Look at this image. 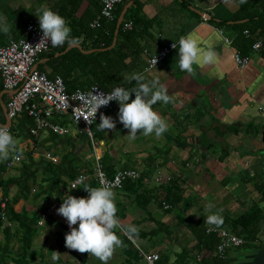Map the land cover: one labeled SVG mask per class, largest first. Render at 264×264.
Returning a JSON list of instances; mask_svg holds the SVG:
<instances>
[{"label": "crops", "instance_id": "1", "mask_svg": "<svg viewBox=\"0 0 264 264\" xmlns=\"http://www.w3.org/2000/svg\"><path fill=\"white\" fill-rule=\"evenodd\" d=\"M73 5H75L73 0H0V17L10 25L8 33L0 32L1 46L14 38L17 39L28 21L39 22L36 14L41 6L59 12L69 25L74 22L84 23L85 26L89 24V30L93 32L94 29L90 28V24L100 17L99 1L82 0L77 7ZM124 9L126 12L121 27L127 36L118 38L120 27L116 41L113 39L110 47L99 49V51H111L119 46L118 52L107 56V62L111 65L108 73L115 80L113 86L131 87L135 84V80L129 83L127 77L133 72H146L149 77H160L172 100L167 104L158 101L153 105L154 110L169 124V129L161 137H156L154 134L144 136L139 133L141 130H138L135 140L128 139L129 129L124 128L122 122L118 120L119 104L104 113L117 121L114 129L100 130L96 126L100 122V116L93 127L97 144L96 152L101 156V160L108 155L116 171L121 170L119 166L141 168V170L135 169L141 173V182L136 194L123 189L115 191L117 215L121 223L137 225L138 235L132 237L133 243L124 233L119 230L117 232L120 237L126 236L135 248L138 246L145 252L159 253L161 260H166V264H176L182 251L188 253L189 259L191 258L190 264H196L194 256L199 259L195 250L197 241L187 226L180 222L205 219L204 208L209 203L214 205L211 211H219L224 222L239 218L253 206L264 209L262 193V189L264 190V48L262 41L259 40L256 41L262 43L259 51L253 50L252 47L248 51H243L235 41L238 30L234 27L236 24L249 23L252 26L260 24V19L248 16L255 13L264 14V0H125L120 14ZM230 16H241V18L239 21L228 20L226 25H216ZM129 21L132 23V29L124 30V23ZM261 24L264 27V21H261ZM76 27V32L81 31L77 43L81 46V50L84 53L96 52L95 49H91L96 44V37L90 36L91 32L86 34L82 26ZM247 32L245 30L243 34L246 36ZM187 34L196 37L202 47H211L215 50L214 64H196L192 73L181 71L177 63L178 49L175 48L155 68L147 69L148 60L152 55L169 42H178L182 35ZM82 43L89 50H84ZM71 46L62 53H56L55 56L66 53ZM52 51L40 55L34 65L36 70L42 68L47 76L53 72L49 58ZM235 53L249 57L246 67L239 68L235 63ZM10 95L11 92L4 89L0 92V124L12 127L16 132L14 136L16 145L10 149L9 155L14 151L23 154L24 151H28L31 156H36L41 149L48 152L59 150L58 146L88 143L89 139L83 132L68 138L72 140V145L61 143V139L70 137V134L54 138L52 133L43 132L37 140L26 137L21 131L19 122L21 114L11 122L7 120L6 104ZM134 98L133 93L131 99ZM52 121L60 123L62 120L53 117ZM98 134H101L100 139L96 137ZM90 147L87 159L85 156L75 155V165L80 167L86 163L90 165L87 170L92 172L95 150L91 142ZM49 155L57 159L56 163L60 162L59 155ZM154 157L155 161L150 163L149 160ZM22 163L6 168L2 177L4 179L17 177ZM149 164H152L151 171L143 175ZM157 171L170 176L171 181L156 185L152 178ZM42 178L40 171L37 176L38 182ZM68 184L69 182L61 198L55 200L50 198L48 202L46 200L43 202V195H34V202H31L32 192L36 193L33 187L37 184H30L29 194L21 198L18 196L16 186L10 187L8 197L5 199L0 190V209L3 202L11 204L18 198L16 203L12 202L16 213L27 212L30 216L37 213L40 217V213L33 210V207L37 206L49 218L47 226V218L43 226L38 227L37 223L34 226L36 231L31 252L22 259L19 223L7 221L6 216L0 217L2 222L0 264H30L37 256L41 261L43 250L48 249L51 254L56 251L65 255L62 258L59 254L60 258L54 261V264H68V261L73 263L79 259L83 264H103L89 252L84 258L83 252L66 246L65 234L70 228L66 218L57 213L55 203L66 196L69 190ZM171 187L180 193L182 201L169 212V209L162 210L154 198L160 195L163 189ZM81 189L82 187H79L72 192L80 197L84 193ZM87 195L86 191L83 196ZM138 195L146 196L147 201L149 200L145 206L137 204L139 199L142 203L145 200L142 199L143 197L137 199ZM52 202H55L54 205ZM45 203H48L46 210H44ZM175 209L179 214L174 215ZM173 221L175 227L170 226V222ZM162 224L165 230L153 234V231ZM208 226L206 222V229ZM223 227L230 231L226 225ZM169 236H171L170 241L167 239ZM217 238L219 239L218 236ZM162 239L167 245L161 244ZM44 243L47 246L43 248ZM246 247L250 248L249 252H240L241 248ZM241 248L228 251L226 258L223 259L225 264H264V220L260 224L257 239ZM128 260L120 246L114 251L108 264H143L140 257L137 262L130 263Z\"/></svg>", "mask_w": 264, "mask_h": 264}, {"label": "trees", "instance_id": "2", "mask_svg": "<svg viewBox=\"0 0 264 264\" xmlns=\"http://www.w3.org/2000/svg\"><path fill=\"white\" fill-rule=\"evenodd\" d=\"M80 1L82 0H73V2L75 3V5L73 6L77 7ZM124 2L116 7L114 12L115 18L113 22L108 24L103 23V26L100 29H94L93 32L89 30V24L87 26H85L84 23L80 22H74L70 24V27L72 29L71 35L73 37L79 38V35H81V31H75L77 28L76 26H78L79 28H81L82 26V30L86 31V34L88 32H91L90 36L96 37V44L91 48L95 49L96 52L84 53L77 48H72L66 53L56 57V53L64 52L70 45L65 43L59 48L54 49L49 56L51 61L50 63L53 65V72L48 76L50 79H54L57 76L62 78L69 93H72L79 89H87L93 85H98L100 88L106 91L114 87L113 85H115V80L112 76H109L108 73V68L111 65L107 62V56L110 54H114V52H118L119 46L117 45V47L111 51H99V49H106L113 43L117 19L119 17L120 11L124 6ZM248 17H257L258 19H260V24H257L255 26H252L249 23L234 25L236 30H238L235 39L237 45L243 51H248L256 41L260 40L262 41L264 48V27L261 24V21H264V14L255 13L252 16ZM240 18L241 16H230V18L223 19L219 23H216V25H226L228 24V20L239 21ZM245 30L248 31V35L246 36L243 34ZM126 36L127 35L122 31L121 27L118 38ZM82 47L84 50H89L88 48L84 47V43H82ZM38 71L44 73L42 68ZM2 90V87H0V92ZM19 122L21 131L24 133V135L26 137H32L29 130L33 126V119L29 117L27 113H23L21 114V116H19ZM60 123L62 125H68L69 122L62 120L60 121ZM9 130L11 131L12 135L15 136V129L10 127ZM100 135L101 134H98L96 137L100 139ZM52 136L54 138L58 137L54 134H52ZM78 138L82 139L80 136H78ZM86 138L88 139V137ZM61 143H69V145L73 144L72 140L70 139H61ZM88 146L90 147L89 140ZM10 159L11 155H9V157L5 160H0V190L2 191V196L4 199L8 197L9 189L12 186L17 187L18 196L21 198L29 194L30 184H37L39 185L40 189L38 195L46 196V201L48 202L50 198H61L64 195V190L67 187V183L74 180L80 173H91V171L87 170L90 165L84 163L83 166H76L75 154L72 152H68L67 154L63 155L60 162L56 164L45 159H41L38 162H35L31 157L28 163L22 164L20 168V174L17 177H9L4 179L2 177V174L6 170L7 162L5 163V161ZM155 159V157L150 159V163H153ZM101 162L104 170L109 176H112L116 172L115 167L111 165L108 155L102 158ZM151 165L152 164H149L147 166V169L143 172V175H146L151 171ZM124 169L136 168L126 167ZM40 171L43 175V178L40 182H38L37 176ZM140 182L141 179L137 180L136 182L129 181L125 184L123 190L136 194ZM85 185L97 187L96 183L92 179ZM85 185L81 189L82 191H84V193H86L87 191L86 189H84ZM173 188L174 187L163 189V192L158 196L156 195L154 198L159 207H162L163 203L169 205V212L176 208L182 201V196L180 195V193ZM262 193L264 197L263 189ZM142 197V195H138L137 199ZM145 197L142 198L145 199L143 203L140 201V199L138 200L137 204L139 206H145L146 203H148L149 200L147 201V197ZM17 199H14L12 201L13 204L17 202ZM12 202L11 204L8 202L6 203L5 216L6 220L9 222L19 223V227L21 230V252L23 253L21 255V258L24 259L31 252L34 234L36 231L34 226L36 225L40 217L37 213H34L31 216L27 212L16 213L12 207ZM47 207L48 203H45L44 210H46ZM263 220L264 209L260 208L259 206H253L239 218L223 222L222 225H226L232 233L244 238L246 243H250L254 242L257 239V236L260 232V224ZM180 223L187 226V228L197 241L195 250L198 253L197 256H199V259L194 256L196 264H225V261L223 259H220L215 254V248L218 244L219 239L214 234H206V220L204 218H199L198 220L189 219ZM1 224L2 222L0 221V226ZM162 227H164L163 224L157 230L153 231V234L163 231L164 228ZM167 233L171 234L170 232ZM121 239L123 240V245L121 246L122 252L129 258L128 262H137L139 260V253L135 246L126 236L122 235ZM86 253L87 251L83 252L84 258ZM207 254H209V256H207ZM190 262L191 258L189 259L188 253L186 251H182L175 263L190 264ZM161 264H166V260H161Z\"/></svg>", "mask_w": 264, "mask_h": 264}, {"label": "clouds", "instance_id": "3", "mask_svg": "<svg viewBox=\"0 0 264 264\" xmlns=\"http://www.w3.org/2000/svg\"><path fill=\"white\" fill-rule=\"evenodd\" d=\"M36 15L42 30L36 47L49 45V42L52 46H61L65 43L71 46L79 42V38L71 35L70 25L59 12L50 7L41 6L37 9ZM9 31L10 25L3 17H0V32L8 33ZM172 46L178 49L177 63L181 71L192 73L194 65L214 64L216 61L215 50L211 47H202L199 40L191 34L182 35ZM156 60L157 57H154L153 63L156 64ZM127 80L129 83L135 80V84L131 87L115 86L106 94L103 91L94 92L97 86H93L92 90L86 94L88 105L86 120L90 124L94 123L98 109L115 100L119 104L118 120L122 122L124 128L129 129L128 139L135 140L138 130H141L139 133L144 136L154 134L156 137H161L169 129V124L154 110L153 105L158 101L167 104L172 100L166 85L161 82L159 76L149 77L146 72H133ZM133 93L135 98L131 99ZM81 115L83 116L78 114V118ZM116 123L112 116L101 113L100 122L96 126L100 130H108L114 129ZM15 145L16 141L9 127L0 124V160L7 159L10 149ZM84 180L85 177L81 175L75 184ZM84 189L88 192L87 196L77 197L67 192L56 209L58 214L66 218L70 228V231L65 234V243L68 248L80 252L87 251L103 264H108L114 251L123 245L117 230L132 238L138 235L139 228L135 224L121 223L117 215L116 194L112 184L102 182L99 187L85 185ZM213 207L211 203L205 206V220L209 225L219 227L223 224L224 218L219 211H211ZM59 258L58 252L54 251L51 259L57 261Z\"/></svg>", "mask_w": 264, "mask_h": 264}, {"label": "built area", "instance_id": "4", "mask_svg": "<svg viewBox=\"0 0 264 264\" xmlns=\"http://www.w3.org/2000/svg\"><path fill=\"white\" fill-rule=\"evenodd\" d=\"M100 5V17L90 24L92 29H100L103 23H111L114 21L115 9L125 0H98ZM124 30H131V21L124 23ZM42 35V30L39 27V22L28 21L24 31L17 39L10 40L6 45L0 46V86L10 91L11 95L6 104V116L8 122L13 121L22 113H27L33 119L34 125L30 128V135L37 140L43 132H49L57 136H67L70 134L68 125H62L59 122L52 121L53 117L61 120L69 119L71 123L79 126L82 132L86 134L91 142L94 152V165L92 172L80 173L74 180L68 184L70 191H75L79 187H83L91 179L94 180L96 186H101V183H110L114 187V191H121L125 184L129 181H137L141 179V173L135 169L117 170L112 176H109L104 170L101 156L96 152L97 144L94 137L93 127L99 120L101 113L111 110L117 101H110L107 105L101 106L96 113V121L89 123L87 119V102L86 94L90 92L93 86H97L93 91H103L105 94L108 91L103 90L98 85L90 86L87 89H79L69 93L65 83L60 77L50 79L46 73L34 70L33 67L38 61L40 55L48 53L51 50L57 49L60 46L46 45L36 47ZM227 43L230 41L226 40ZM174 42H169L163 46L156 54L152 55L147 64V69L155 68L159 63L165 60L169 54L175 49ZM262 47L261 42H255L252 49L259 51ZM154 57H157L156 64L153 63ZM248 56H242L239 53L234 54V61L239 68H244L249 63ZM263 111V110H262ZM261 111V112H262ZM78 114L81 115L78 118ZM9 127V126H8ZM10 128V127H9ZM52 162L56 163V158L47 156ZM24 155L19 151H14L11 159L6 163V168H12L23 162ZM83 175L85 180L79 184H75L78 177ZM153 182L156 185H163L171 181V177L164 175L161 171H157L153 176ZM75 184V187H74ZM74 187V188H73ZM165 210L170 209L169 205L163 203ZM6 203L1 204L0 217H5ZM47 215L42 213L37 222V226L44 225ZM207 234H216L219 237V243L215 248V254L220 259H225L228 251L241 248L246 244V241L241 236H238L222 225L219 227L209 225L206 229ZM127 236V235H126ZM129 238V236H127ZM133 243L134 239L129 238ZM139 252V257L143 264H161V256L157 252H145L140 247L136 246Z\"/></svg>", "mask_w": 264, "mask_h": 264}, {"label": "rangeland", "instance_id": "5", "mask_svg": "<svg viewBox=\"0 0 264 264\" xmlns=\"http://www.w3.org/2000/svg\"><path fill=\"white\" fill-rule=\"evenodd\" d=\"M118 104H114L113 105V108L115 107V106H117ZM106 112H108V110L106 111ZM105 113V112H104ZM65 121H68L69 123H68V129H69V132H70V137H63L64 139H68V138H73V137H75L76 135H79L81 132H82V129L79 127V126H76V125H74L73 123H71L70 122V120L69 119H66ZM69 136V135H68ZM58 148H60L59 150H49L48 152L46 151H43L42 149L40 150V151H38L37 152V154H36V156H31L30 154L31 153H28V151H24V160H23V163H28L29 162V159L32 157L33 159H34V161H39V160H41V159H45V160H47V161H52L51 159H49L47 156H48V154H51V155H54V156H57V155H59V159L63 156V155H65V154H67L68 152H72V153H74L77 157H79V155L80 156H82V157H84L85 156V158L87 159V155L89 154V146H88V143L86 144V142H80V143H77V144H75V145H73V146H63V147H59L58 146ZM88 152V153H87ZM52 157V156H51ZM89 158V157H88ZM56 161H57V159H56ZM91 162V161H90ZM22 163V164H23ZM119 169H124L125 167H122V166H119L118 167ZM136 169H138V170H141V168H136ZM33 188H35V190H36V193L35 192H32V195H31V197H30V200H31V202H34V200H33V198H34V195H38V193H39V191H40V189H39V185H36L35 187H33ZM67 192H70L72 195H75V196H78L76 193H74V192H72V191H70V190H68ZM67 192H66V194H67ZM119 195H117V197H118ZM64 198V197H63ZM42 199H43V202H44V200H46V196H43L42 197ZM54 200H55V198H53ZM49 201V200H48ZM53 204L52 205H54V203L55 202H52ZM62 203V200L61 201H56V205H57V207H56V209L60 206V204ZM33 204V203H32ZM34 209L33 210H36L37 212H39L40 213V215L42 214V213H44V212H42V210H40V208L39 207H33ZM162 210H164V208H163V206L162 207H160ZM174 215H177V214H179V211L178 210H174ZM48 214V213H47ZM173 215V214H172ZM171 215V216H172ZM47 222H46V226L49 224V218L47 217V220H46ZM174 224V221H173V223L172 222H170V226L172 227V226H174L173 225ZM176 224V223H175ZM175 227V226H174ZM174 229V228H173ZM122 234V233H121ZM171 236H169V237H167V239H169V241H170V238ZM165 238V237H164ZM45 244V243H44ZM43 244V248L45 247V246H47L46 244L44 245ZM161 244H163V245H167L166 244V242L164 241V239H162V241H161ZM50 250H52V249H50ZM250 251V248H241L240 249V252H242V253H247V252H249ZM60 255H61V257L62 258H64V256L65 255H63V254H61V253H59ZM243 256H245V255H243ZM51 257H52V254H51V251H49V249L47 250V251H44L43 250V252H42V260L40 261V258L37 256L36 257V259L32 262V263H30V264H54V261L51 259ZM64 260V259H63ZM69 260H71V257L69 258ZM68 264H83V262H82V260L81 259H79L78 261H75V262H73V263H71L70 261H68Z\"/></svg>", "mask_w": 264, "mask_h": 264}, {"label": "water", "instance_id": "6", "mask_svg": "<svg viewBox=\"0 0 264 264\" xmlns=\"http://www.w3.org/2000/svg\"><path fill=\"white\" fill-rule=\"evenodd\" d=\"M125 12H126V9L123 10V12L120 14L118 20H117V24H116V31H115V38H114V41H116V38H117V35H118V32H119V29L121 27V24L124 20V15H125ZM71 48H78V49H82L80 45L78 44H75V45H72ZM70 48V49H71ZM82 51V50H81ZM33 69L35 70L36 67H33Z\"/></svg>", "mask_w": 264, "mask_h": 264}]
</instances>
